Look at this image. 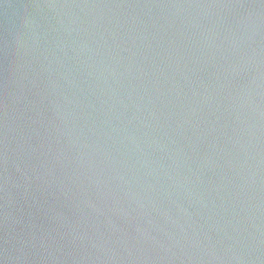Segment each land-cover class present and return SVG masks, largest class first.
I'll return each instance as SVG.
<instances>
[{
  "label": "water",
  "instance_id": "95a60500",
  "mask_svg": "<svg viewBox=\"0 0 264 264\" xmlns=\"http://www.w3.org/2000/svg\"><path fill=\"white\" fill-rule=\"evenodd\" d=\"M0 264H264V0H0Z\"/></svg>",
  "mask_w": 264,
  "mask_h": 264
}]
</instances>
